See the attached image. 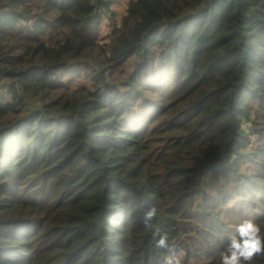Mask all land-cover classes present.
<instances>
[{"label": "trees", "instance_id": "16d2710c", "mask_svg": "<svg viewBox=\"0 0 264 264\" xmlns=\"http://www.w3.org/2000/svg\"><path fill=\"white\" fill-rule=\"evenodd\" d=\"M152 206L183 264L264 236V0H0V264H162Z\"/></svg>", "mask_w": 264, "mask_h": 264}, {"label": "clouds", "instance_id": "9594fccd", "mask_svg": "<svg viewBox=\"0 0 264 264\" xmlns=\"http://www.w3.org/2000/svg\"><path fill=\"white\" fill-rule=\"evenodd\" d=\"M158 215L155 206L150 207L143 216V222L151 230L156 247L168 249L162 264H183L182 253L170 247L168 233L159 224L153 223ZM264 255V236L261 235L259 224L251 217H245L236 224L228 235L226 245L217 253L218 264H253L258 256Z\"/></svg>", "mask_w": 264, "mask_h": 264}, {"label": "rangeland", "instance_id": "374dc122", "mask_svg": "<svg viewBox=\"0 0 264 264\" xmlns=\"http://www.w3.org/2000/svg\"><path fill=\"white\" fill-rule=\"evenodd\" d=\"M128 0H111V8L115 11V17L118 19L123 13ZM119 16V17H118Z\"/></svg>", "mask_w": 264, "mask_h": 264}]
</instances>
